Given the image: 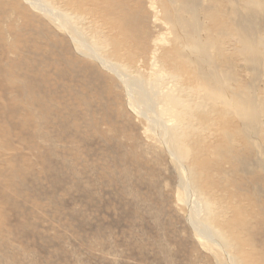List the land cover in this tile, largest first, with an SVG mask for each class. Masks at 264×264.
<instances>
[{"label": "rangeland", "instance_id": "obj_1", "mask_svg": "<svg viewBox=\"0 0 264 264\" xmlns=\"http://www.w3.org/2000/svg\"><path fill=\"white\" fill-rule=\"evenodd\" d=\"M31 1L0 0V264H264V0Z\"/></svg>", "mask_w": 264, "mask_h": 264}, {"label": "bare ground", "instance_id": "obj_2", "mask_svg": "<svg viewBox=\"0 0 264 264\" xmlns=\"http://www.w3.org/2000/svg\"><path fill=\"white\" fill-rule=\"evenodd\" d=\"M35 2H33V0L31 1V2H33L34 4H32V5H35L36 7H38V8H41V6H40V2H38L37 0H34ZM44 10H45V8H44ZM59 21V20H58ZM60 23H61V26L63 27V28H66L67 27V25H65V23H64V21L62 20H60ZM72 39L74 40V42H79V44H81V47L83 48H87L88 46L87 45H85L82 41H80V40H76L75 39V37L73 38L72 37ZM247 47V46H246ZM91 57L93 58V59H95V61H97L98 63H100L101 65H103L105 68H109V65L108 64H106L105 62H103L100 58H99V56L98 55H96L95 53H93L92 51H91ZM122 76H119V78L120 79H123V78H121ZM137 85V84H136ZM141 87V86H140ZM142 93V92H141ZM143 97V96H142ZM146 99V98H145ZM243 109V108H242ZM154 122V121H153ZM185 192H186V194H187V197H188V193H189V189H188V186H187V184H186V186H185ZM193 219V218H192ZM192 227H194V229L195 230H197V228H195V226L192 224ZM198 231V230H197ZM202 234H204V235H206V238H207V240L209 239L213 244H215V245H217L218 243L216 242V240H214V237H211L209 234H208V232H205V233H202ZM229 262V261H228Z\"/></svg>", "mask_w": 264, "mask_h": 264}]
</instances>
